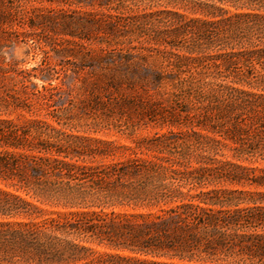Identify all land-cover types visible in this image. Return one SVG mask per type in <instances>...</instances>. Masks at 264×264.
<instances>
[{"label": "trees", "instance_id": "trees-1", "mask_svg": "<svg viewBox=\"0 0 264 264\" xmlns=\"http://www.w3.org/2000/svg\"><path fill=\"white\" fill-rule=\"evenodd\" d=\"M111 2L101 17L62 24L81 29L76 42L101 82L137 76L196 100L199 113L183 117L198 166L164 134L122 147L123 159L93 163L113 154L111 144L72 132L103 125L0 119V264H264V166L253 167L264 165V0ZM134 5L162 8L130 25L110 12ZM138 40L150 46L130 52ZM117 45L127 51L108 49ZM149 60L153 69L143 67ZM9 72L0 66L2 79Z\"/></svg>", "mask_w": 264, "mask_h": 264}, {"label": "rangeland", "instance_id": "rangeland-1", "mask_svg": "<svg viewBox=\"0 0 264 264\" xmlns=\"http://www.w3.org/2000/svg\"><path fill=\"white\" fill-rule=\"evenodd\" d=\"M111 1L0 0V66L10 71L6 79L0 75V119L12 121L14 125H25L37 119L50 125H77L78 130L85 129L84 125H103L101 132H72L111 144L113 154L103 159L95 156L93 163L123 159L128 152L122 147L133 146L135 141L142 138L164 134L171 143H178L184 161L188 160L189 166L197 167L198 151L192 149L197 137L190 132L191 126L183 117L187 112L192 115L199 113L198 103H191L196 100L174 94L168 85L139 82L137 76L132 77L135 81L131 84L109 86L101 82L95 76L99 67L84 60V50L76 42L81 29L69 30L62 24L63 21L88 18L86 14L101 17L102 13L108 12V8L115 6ZM144 5H134L130 10L116 7L110 12L118 15L122 23L130 25L133 23L132 16L137 22L146 21L148 18L143 17L145 12L162 8H144ZM133 44L137 48L130 52L135 54L144 52V47L150 46L141 40ZM102 46L105 47L106 42ZM108 49L125 53L127 46H109ZM154 55L155 52L151 53V59ZM152 66L150 60L143 63L145 68L153 69ZM24 72H30L31 76L24 78L27 75ZM149 73L144 76L150 79ZM19 80H24L27 87ZM43 85L49 88L43 92L45 99L37 94ZM92 97L97 98V104ZM177 113L181 114L179 118ZM119 127L124 131H119ZM198 140L203 142L200 138ZM86 145L97 147L93 141H87ZM223 151L226 156L230 155L227 150ZM254 166L261 168L264 165ZM114 210L115 213L156 212V209ZM60 211L64 212L63 209Z\"/></svg>", "mask_w": 264, "mask_h": 264}]
</instances>
